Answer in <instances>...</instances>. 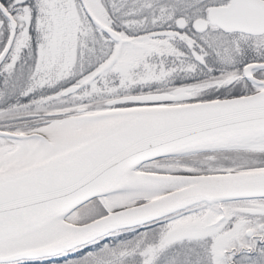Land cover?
I'll return each instance as SVG.
<instances>
[{
	"label": "snow or ice",
	"instance_id": "snow-or-ice-1",
	"mask_svg": "<svg viewBox=\"0 0 264 264\" xmlns=\"http://www.w3.org/2000/svg\"><path fill=\"white\" fill-rule=\"evenodd\" d=\"M0 264H264V0H0Z\"/></svg>",
	"mask_w": 264,
	"mask_h": 264
}]
</instances>
